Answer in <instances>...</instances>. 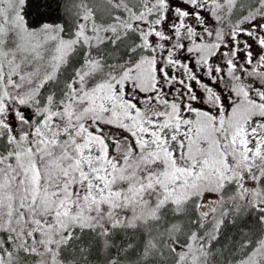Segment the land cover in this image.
Listing matches in <instances>:
<instances>
[{
  "label": "snow or ice",
  "instance_id": "6c2138e0",
  "mask_svg": "<svg viewBox=\"0 0 264 264\" xmlns=\"http://www.w3.org/2000/svg\"><path fill=\"white\" fill-rule=\"evenodd\" d=\"M35 3L0 0V264H264V0Z\"/></svg>",
  "mask_w": 264,
  "mask_h": 264
},
{
  "label": "trees",
  "instance_id": "16d2710c",
  "mask_svg": "<svg viewBox=\"0 0 264 264\" xmlns=\"http://www.w3.org/2000/svg\"><path fill=\"white\" fill-rule=\"evenodd\" d=\"M67 2H70V0H67ZM41 0H36V3L34 4L32 8L33 18L37 17L39 15V6H40ZM45 20L47 22H62V16L60 12H55L50 14L48 17H45Z\"/></svg>",
  "mask_w": 264,
  "mask_h": 264
}]
</instances>
